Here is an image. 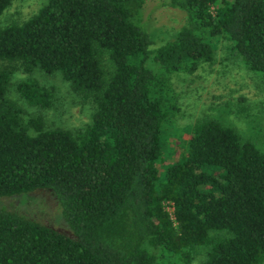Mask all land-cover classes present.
I'll return each mask as SVG.
<instances>
[{
  "label": "trees",
  "instance_id": "16d2710c",
  "mask_svg": "<svg viewBox=\"0 0 264 264\" xmlns=\"http://www.w3.org/2000/svg\"><path fill=\"white\" fill-rule=\"evenodd\" d=\"M148 0H44L0 25V264H264V141L218 115H202L173 147L160 178L162 135L178 111L174 73L211 61L214 35L264 76V0H157L186 21L150 48ZM10 0H0V13ZM58 72L92 100L75 132L36 111ZM252 133V132H251ZM52 191L66 228L10 205ZM166 206H170L169 211Z\"/></svg>",
  "mask_w": 264,
  "mask_h": 264
},
{
  "label": "rangeland",
  "instance_id": "374dc122",
  "mask_svg": "<svg viewBox=\"0 0 264 264\" xmlns=\"http://www.w3.org/2000/svg\"><path fill=\"white\" fill-rule=\"evenodd\" d=\"M44 0H10L0 13V25L10 21H20L30 15ZM146 30L151 38L150 48L172 37L185 23L184 9L157 0H148L142 11ZM213 47L211 61H200L192 72H176L171 77L176 92L178 111L167 125L162 135L161 152L156 160L159 177L166 164L175 157L174 146L186 136L188 125L202 115H218L233 124L243 133L258 134L264 141V76L242 64L229 48L228 40L221 35L210 39ZM26 74L19 68L13 69L7 84L6 95L22 108L23 118L39 112L45 126L61 127L75 132L89 121L92 100L73 91L58 72L44 73L34 70L32 75L44 85L52 88L53 100L49 107L35 109L22 101L15 91V82ZM252 132V133H251ZM10 205L14 209L25 210L39 220L59 229L66 225L59 214L57 201L51 190L36 188L11 196ZM170 211L171 207L166 206ZM196 254L191 264H195ZM177 264H182L178 262Z\"/></svg>",
  "mask_w": 264,
  "mask_h": 264
}]
</instances>
